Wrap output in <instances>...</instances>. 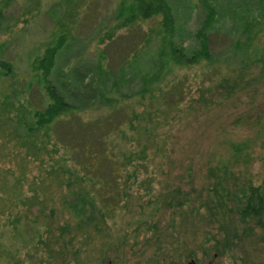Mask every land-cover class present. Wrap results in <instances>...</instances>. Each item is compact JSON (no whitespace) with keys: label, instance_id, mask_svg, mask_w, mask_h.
Masks as SVG:
<instances>
[{"label":"rangeland","instance_id":"obj_1","mask_svg":"<svg viewBox=\"0 0 264 264\" xmlns=\"http://www.w3.org/2000/svg\"><path fill=\"white\" fill-rule=\"evenodd\" d=\"M113 1L8 0L3 4L0 0V58L11 62L8 74L0 70V264H26L28 254L33 255L26 251L33 244L38 255L50 256V264H186L190 259L195 264H264V229L241 236L222 254L212 250L213 254L205 256L202 247L213 242L206 237L215 233L216 225L207 221L205 208L198 204L207 183L205 170L215 163H228L240 178L253 184L264 183V0H214L216 28L213 35L209 33L221 47H226V37L230 42H246L230 47L229 53L249 62L253 80L217 101L214 96L197 95L194 67L167 69L162 81L174 76L170 90L179 81L184 86L185 73L190 75L192 94L186 100L183 94L177 106H170L168 120L158 125L155 138L148 143L152 161L147 168L154 170L155 177L150 183L133 184L139 196L129 207L102 221L95 212V225L77 230L76 218L62 201L68 186L52 138L42 130L34 136L24 133L29 113L44 96L29 62L59 31L68 30L48 75L57 89L63 91L64 83L72 80L70 75L86 80L88 64L100 50L104 52L102 66L114 69L135 35L124 36L117 30L112 41H100L114 21ZM184 1L169 0L175 40L183 45L188 42V31L195 28L194 15ZM142 28L154 29L155 18L146 20ZM259 64L262 72L255 67ZM132 81L130 89L138 86V76ZM135 107L140 109L138 103ZM60 132L63 135L65 130L60 128ZM242 140L245 147L238 154L234 147ZM175 189L188 197L182 206L168 202L169 195L172 199L182 195ZM151 219L155 226L150 228L146 223ZM59 225L65 228L60 235ZM135 228L139 235L133 238ZM152 231L164 238L160 252L151 239L144 238ZM69 236L66 252H56ZM184 247L191 250L190 255L184 256Z\"/></svg>","mask_w":264,"mask_h":264},{"label":"trees","instance_id":"obj_2","mask_svg":"<svg viewBox=\"0 0 264 264\" xmlns=\"http://www.w3.org/2000/svg\"><path fill=\"white\" fill-rule=\"evenodd\" d=\"M7 1L2 0V3L7 4ZM184 2L195 18V28L188 31L190 39L184 45L175 40L174 9L169 0H116L111 3L114 21L105 29L100 41L104 40V44L112 41L117 30L123 31L124 36L135 35V41L125 48L114 69L102 66L104 52L100 50L93 63L88 64L90 72L86 80L70 75L72 80L64 83L63 91L57 89L48 75L55 55L64 46L68 30L59 31L29 62L30 71L34 72L36 80L39 79L44 96L41 104L29 113L28 121L23 125L24 133L34 136L36 131L42 130L52 138L51 146L60 153V165L68 186L62 201L76 218L80 232L84 226L95 225L93 213L97 212V219L102 221L110 218L116 210L129 207L139 196L138 188L134 189L133 184L149 182L155 177L154 170L147 168L148 162L152 161L148 143L155 138L158 125L168 120L170 106H177L183 94L185 100L192 94L190 75L185 73L184 86L183 81H179L180 85L170 90L169 83L174 82V76L168 77L169 81H162L167 69L194 67L193 86L197 95L209 99L208 96H214L217 101L235 94L254 78L249 75V62L229 53L230 47H240L246 42L237 39L230 42L226 37V47H221L214 42L216 38L211 40L209 33L213 35L217 18L214 0ZM153 18L155 28L143 29L145 21ZM71 35L75 38L74 34ZM261 64L255 65L259 72L263 69ZM141 66L144 69H140ZM10 68L11 62L0 58V70L8 74ZM230 69L232 73L228 72ZM137 76L138 86L130 89L132 78ZM137 103L140 109H136ZM88 111L91 115L84 116ZM125 126L130 127V131H126ZM60 128L65 130L63 135ZM120 140H124L122 147L119 146ZM165 140L162 139V144ZM244 147L242 140L234 150L239 154ZM205 177L203 199H199L198 204L205 208L207 221L216 225L215 233L206 237L213 242L204 243L202 247V253L210 256L212 250L222 254L241 236L249 237L255 229H264V183L253 184L240 178L225 162L207 166ZM175 192L182 195L173 199L169 195L168 202L182 206L188 197L184 191L175 189ZM137 205L145 210L141 204ZM154 223L151 219L146 225L151 228ZM136 229L133 238L139 235V229ZM64 230L63 225L58 226L59 235ZM158 233L152 231L144 238L151 239L160 252L164 238ZM70 239L69 236L67 241H61L56 252L64 254ZM33 246L26 251L33 253L28 254L26 264H50V256L43 258ZM62 247L64 251H61ZM190 251L184 247V256L190 255Z\"/></svg>","mask_w":264,"mask_h":264},{"label":"water","instance_id":"obj_3","mask_svg":"<svg viewBox=\"0 0 264 264\" xmlns=\"http://www.w3.org/2000/svg\"><path fill=\"white\" fill-rule=\"evenodd\" d=\"M186 264H195V263L192 259H190L189 262H187Z\"/></svg>","mask_w":264,"mask_h":264}]
</instances>
